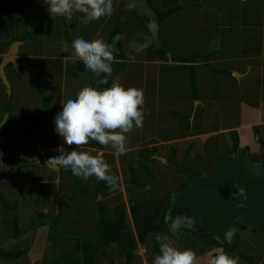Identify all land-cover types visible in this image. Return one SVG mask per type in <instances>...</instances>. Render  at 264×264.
<instances>
[{
    "label": "crops",
    "instance_id": "obj_1",
    "mask_svg": "<svg viewBox=\"0 0 264 264\" xmlns=\"http://www.w3.org/2000/svg\"><path fill=\"white\" fill-rule=\"evenodd\" d=\"M146 1L159 12L174 10L161 22L159 47L140 20L119 19L121 0H113L111 15L87 24L82 13L70 20L50 16L44 0H0V63L17 43V64L3 69L7 85L0 79V250L23 253L0 256V264H127L115 244L95 250L90 260L82 251L88 246L72 239L93 235L100 221L98 203L112 213L117 232L130 236V209L176 192L186 180L185 166L209 180L218 157L247 152L253 162L261 160L264 0ZM119 22L123 57L114 53L112 75L100 84L103 74L97 77L82 62L73 63L71 45L77 37L107 42ZM147 40L151 43L143 52L131 47ZM162 46L167 51L159 55ZM114 80L143 90L144 117L127 134L125 154L95 141L80 149L103 153L117 177L115 187L79 177L88 195L66 169L46 165L58 149L70 150L56 134L54 119L61 104L83 87L104 89ZM159 224L157 237L193 250L200 264L223 250L186 235L175 241ZM244 235L234 250L223 251L238 257L239 264H264L262 251L249 244L254 234ZM155 256L151 243L137 246L129 264H153Z\"/></svg>",
    "mask_w": 264,
    "mask_h": 264
},
{
    "label": "clouds",
    "instance_id": "obj_2",
    "mask_svg": "<svg viewBox=\"0 0 264 264\" xmlns=\"http://www.w3.org/2000/svg\"><path fill=\"white\" fill-rule=\"evenodd\" d=\"M44 3L47 5L50 16H61L70 20L74 13H82L85 24L111 15L113 12V0H44ZM172 11L174 10H170V13ZM120 39L121 37L117 35L113 43L109 44L102 38H75L71 45L73 63L82 62L85 68L97 77L103 74L104 79H101L99 83L107 84V77L113 72L111 65L114 53L117 51L116 42ZM150 43L151 41L147 40L143 44L133 43L131 47L136 52H143ZM143 105V90L135 87L126 88L118 80H114L110 87L104 89L90 85L83 87L73 98H68L61 104L62 110L54 119L56 134L62 138L70 150L58 149L59 154L50 156L46 165L52 168L63 167L84 180L95 177L98 181H105L110 187H115L117 177L110 174V165L104 159L103 153L93 155L87 150L80 149L91 141H95L105 147L111 146L119 154H125L127 134L134 126L139 127L142 123ZM160 212L159 223H163L161 217L166 209ZM146 227L133 231L137 236V242L133 232L129 230V237L135 242L136 248L143 247L147 243H151L153 247V242H150L148 238L157 236L152 232L146 233ZM165 234L167 235V230ZM234 234L235 230L229 229L225 233V238L230 239ZM140 235L147 236L146 242L139 243ZM157 240L160 254L155 256L153 264H200L193 250H180L159 236ZM209 264H239V258L219 250Z\"/></svg>",
    "mask_w": 264,
    "mask_h": 264
},
{
    "label": "water",
    "instance_id": "obj_3",
    "mask_svg": "<svg viewBox=\"0 0 264 264\" xmlns=\"http://www.w3.org/2000/svg\"><path fill=\"white\" fill-rule=\"evenodd\" d=\"M184 8L188 6H180V9ZM169 13L156 11L146 0H121L119 19L126 21L135 17L140 20L148 29L155 47H159L160 24ZM16 44L1 59L0 79L5 85L4 67L17 64ZM214 167L212 177L203 180L195 170L185 166L186 180L176 192L160 202L136 203L129 211L133 230L158 219L160 211L166 209L163 224L167 236L175 241H181L185 235L199 236L231 251L237 246L241 234L264 235V149L258 163L244 152L240 156L228 154L217 158ZM126 220L129 222V218ZM229 229H234L235 234L226 239L225 233Z\"/></svg>",
    "mask_w": 264,
    "mask_h": 264
},
{
    "label": "trees",
    "instance_id": "obj_4",
    "mask_svg": "<svg viewBox=\"0 0 264 264\" xmlns=\"http://www.w3.org/2000/svg\"><path fill=\"white\" fill-rule=\"evenodd\" d=\"M122 22H124V21H122ZM122 31H123V25L121 22H119L118 24L113 26L112 30L109 33V38L107 40V43L112 44L114 37H116L117 35L120 36ZM116 49H117L120 57H123V55L120 52L121 51L120 50V40L118 42H116ZM166 51L167 50L164 46H162L158 50L159 55L165 54ZM191 81H192V86H193V83H194L193 76H191ZM232 142H233V149H234L233 153H235L236 149H237V145H238L237 136L235 134L233 135ZM65 171L70 173V176L74 180L75 186L80 188L81 191L84 192V194L91 195L89 193V191L86 190L85 187L81 184L79 177L74 176L69 170H65ZM131 183L136 184L133 177H131ZM100 185H102L101 182H100ZM100 193H102V189L99 190L98 194H100ZM97 208H98V212L100 215V221L95 228L94 236L92 238H87V239L86 238L80 239V238H76V237H74V238L71 237V238L75 242L80 243V245H87L88 246L87 250H82L84 255H85L84 258H86V259L89 257L91 260L92 255L95 253V250L102 249L104 247H108L111 244H115V245L119 246L120 254L122 256L126 257L127 264H129L132 257H133V254L135 252V249H136L135 242L129 236H126L123 233L122 234L117 233V230H116L117 227L114 225L113 220L111 221L112 213L108 212L102 203H98ZM119 208H121V206ZM163 214H164V212H163ZM40 218L43 219V216H40ZM163 218H164V215H162V217H161L162 222H163ZM55 221L56 220H54L53 222H55ZM54 225H56V228H58V230H60V228H59V226H57V224H54ZM61 233H65V232L61 231ZM68 237H70V236H68ZM146 239H147V236H141L139 238V243L142 244V243L146 242ZM148 239L153 242V251H154L153 253L159 255L160 254L159 249H158L159 243H158L156 237L152 236ZM195 240L199 241V242H205V243H207L213 247L216 246L215 245L216 243L212 242L210 239H206L203 237L196 236ZM87 241L89 243H86ZM13 253L16 254L15 252L3 253L0 250V256L4 257V258L10 257V256L13 258L14 257ZM16 255L21 256V255H23V253H18Z\"/></svg>",
    "mask_w": 264,
    "mask_h": 264
},
{
    "label": "rangeland",
    "instance_id": "obj_5",
    "mask_svg": "<svg viewBox=\"0 0 264 264\" xmlns=\"http://www.w3.org/2000/svg\"><path fill=\"white\" fill-rule=\"evenodd\" d=\"M218 158H220V157H218ZM117 233H119V232H117ZM247 233V232H246ZM246 233H244V234H246ZM94 234H95V230H94V233H93V235L91 236V237H88V238H92L93 236H94ZM244 234H242V236H246V235H244ZM251 234H253V233H251ZM252 237H253V239L252 240H250V242H249V244L251 245V249L253 248V247H255V248H257V249H259L260 250V252L262 251V253L260 254L262 257H263V259H264V236L263 235H260V234H254V235H252ZM239 242H242V239L240 238V236H239ZM147 245V244H146ZM215 245H217V244H215ZM218 247V246H217ZM220 248V247H219ZM220 249H222V248H220ZM224 249H226V248H223V250ZM226 250H228V249H226ZM232 254H235V252H233ZM263 259H261V260H259V263H261V261L263 260ZM256 264V263H255Z\"/></svg>",
    "mask_w": 264,
    "mask_h": 264
},
{
    "label": "flooded vegetation",
    "instance_id": "obj_6",
    "mask_svg": "<svg viewBox=\"0 0 264 264\" xmlns=\"http://www.w3.org/2000/svg\"><path fill=\"white\" fill-rule=\"evenodd\" d=\"M180 8V6H179ZM160 216H161V212H160ZM159 219L158 220H152L149 224H147L146 226V233L148 232H152L154 234H157V230H158V226H159ZM163 232L165 233V228L163 230ZM142 235H140L141 237Z\"/></svg>",
    "mask_w": 264,
    "mask_h": 264
}]
</instances>
